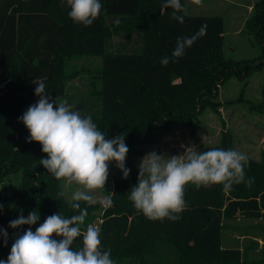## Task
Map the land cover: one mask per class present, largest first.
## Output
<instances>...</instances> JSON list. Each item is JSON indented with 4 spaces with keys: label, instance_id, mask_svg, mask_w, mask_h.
I'll list each match as a JSON object with an SVG mask.
<instances>
[{
    "label": "trees",
    "instance_id": "obj_1",
    "mask_svg": "<svg viewBox=\"0 0 264 264\" xmlns=\"http://www.w3.org/2000/svg\"><path fill=\"white\" fill-rule=\"evenodd\" d=\"M101 3L98 18L84 26L69 17L66 0H0V229L8 233L5 246L0 232V259H7L16 234L29 227L35 231L52 214L79 213L61 195L64 180L41 165L47 154L39 142H27L29 130L19 120L25 96L38 97L33 81L43 78L52 98L66 99L82 115H90L109 138L125 135L131 172L127 179L123 172L115 176L108 192L113 204L102 208L97 225L115 264H242L240 249L222 244L224 220L238 215L264 218V145L260 158L248 157L244 169L246 178H254L251 187L240 183L224 191L219 184L199 189L189 184L185 208L175 221L148 219L134 207L129 191L138 182L139 169L130 156L137 145L154 143L156 134L175 122L194 130L200 113L217 110L221 84L232 77L245 79L264 65V0L254 5L246 22L262 52L240 60L224 52L220 14L184 11L178 13L185 17L180 23L172 18L171 8H162L165 0ZM181 3L185 9V0ZM202 26L205 34L183 57H172L177 39L197 34ZM78 55L102 58L98 73L88 70V94L67 91L68 82L81 73L68 72L67 63ZM166 56L170 60L163 66ZM212 148L234 149L232 132L223 129L220 141L202 151ZM84 207L80 202V210ZM33 210L41 217L35 225L9 226L21 212L26 217ZM80 247L82 237L73 244L74 249Z\"/></svg>",
    "mask_w": 264,
    "mask_h": 264
},
{
    "label": "clouds",
    "instance_id": "obj_2",
    "mask_svg": "<svg viewBox=\"0 0 264 264\" xmlns=\"http://www.w3.org/2000/svg\"><path fill=\"white\" fill-rule=\"evenodd\" d=\"M193 2L202 4V0ZM64 3L65 0H61V4ZM66 3L70 8L69 17L84 26H91L102 9L101 0H66ZM162 8H171L172 18L184 22V15L178 14L185 11L181 0H165ZM205 27L191 37L178 38L172 57H183L186 48L205 34ZM169 60L163 57L161 64L167 66ZM33 83L37 85L35 95L39 100L30 105L19 120L29 130L27 142H39L42 152L47 154L46 158H41V165L57 180L82 186L72 193L69 201L79 213L65 217L58 212L49 215L35 231L29 227L22 234H16L7 259H0V264H115L111 249H105L102 244L101 228L89 224L82 229L88 213L86 208L80 210V202L113 204L111 197L98 201L96 190L105 187L111 162L123 172L124 179L128 178L131 169L126 167L129 147L125 135L109 138L98 130L90 115H82L66 99H53L43 78ZM181 147L184 151L177 155L150 151L138 164V182L130 189L129 199L148 219H180L189 184L197 189L219 184L224 191H229L234 184L246 183L251 187L254 182V178H246L244 169L249 158L240 151L223 148L201 151L195 144H182ZM2 208L0 205V210ZM40 218L35 210L26 217L21 212L9 226L15 229L35 225ZM0 232L7 246L8 233L5 229ZM80 237L82 247L74 249L73 244Z\"/></svg>",
    "mask_w": 264,
    "mask_h": 264
},
{
    "label": "rangeland",
    "instance_id": "obj_3",
    "mask_svg": "<svg viewBox=\"0 0 264 264\" xmlns=\"http://www.w3.org/2000/svg\"><path fill=\"white\" fill-rule=\"evenodd\" d=\"M259 0H202L197 5L193 0H185V12L189 14H220L224 18L226 56L240 59H252L261 54V46L254 34L246 26L252 15L254 5ZM120 38L116 37L115 40ZM124 40V39H122ZM136 37L132 43L136 44ZM102 68V58L96 55H78L67 63L68 72L81 70L75 80L66 85L68 92L88 94L91 91L92 76L88 70L98 73ZM99 84V83H98ZM55 99V98H53ZM62 100V98H59ZM39 97L25 96L24 112L36 103ZM216 101L217 110L205 109L199 114L194 130L180 121L175 122L168 131H159L155 142L140 144L131 153L130 161L138 169L141 159L150 151L177 155L184 151L182 144H195L199 150L215 145L222 137L223 129L232 132L233 147L258 160L264 145V65L253 71L245 79L232 77L221 84ZM23 126L27 128L24 124ZM122 171L115 162L109 165V178L103 189L96 190L97 200L109 197L115 176ZM82 187L68 180L63 181V192L68 200L72 193ZM87 209L85 229L89 224L97 226L102 213L99 202L89 204L81 201ZM92 222L88 224V220ZM25 232V231H24ZM14 233H12V237ZM224 247H236L242 252V264H260L264 251V218H246L241 215L224 220L222 236Z\"/></svg>",
    "mask_w": 264,
    "mask_h": 264
},
{
    "label": "crops",
    "instance_id": "obj_4",
    "mask_svg": "<svg viewBox=\"0 0 264 264\" xmlns=\"http://www.w3.org/2000/svg\"><path fill=\"white\" fill-rule=\"evenodd\" d=\"M68 91V90H67ZM72 93H76V92H72ZM79 94V93H78Z\"/></svg>",
    "mask_w": 264,
    "mask_h": 264
}]
</instances>
